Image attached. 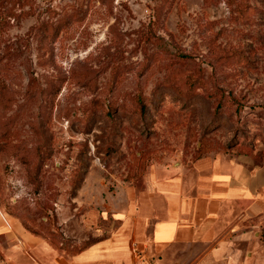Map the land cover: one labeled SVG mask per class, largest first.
I'll use <instances>...</instances> for the list:
<instances>
[{"label":"rangeland","instance_id":"1","mask_svg":"<svg viewBox=\"0 0 264 264\" xmlns=\"http://www.w3.org/2000/svg\"><path fill=\"white\" fill-rule=\"evenodd\" d=\"M202 157L264 169V0H0V264L6 222L71 256Z\"/></svg>","mask_w":264,"mask_h":264},{"label":"crops","instance_id":"2","mask_svg":"<svg viewBox=\"0 0 264 264\" xmlns=\"http://www.w3.org/2000/svg\"><path fill=\"white\" fill-rule=\"evenodd\" d=\"M123 199L96 211L111 213L116 227L71 256L6 222L1 229L15 240L8 262L135 264L138 244L156 264H264V169L220 157L155 166L142 190L130 188Z\"/></svg>","mask_w":264,"mask_h":264},{"label":"built area","instance_id":"3","mask_svg":"<svg viewBox=\"0 0 264 264\" xmlns=\"http://www.w3.org/2000/svg\"><path fill=\"white\" fill-rule=\"evenodd\" d=\"M132 257L135 264H156L152 257L147 253V247L143 245L134 244L131 247Z\"/></svg>","mask_w":264,"mask_h":264},{"label":"trees","instance_id":"4","mask_svg":"<svg viewBox=\"0 0 264 264\" xmlns=\"http://www.w3.org/2000/svg\"><path fill=\"white\" fill-rule=\"evenodd\" d=\"M137 102L139 103V106H140V109H141V112L143 111V104H142V101H141V99L139 98V97H137ZM221 107H222V105L220 104V103H218L217 104V106H216V110L217 111H219L220 109H221ZM237 109H238V107H237ZM197 160V159H196ZM262 236L264 237V231H263V233H262ZM90 243H88V244H85L80 250H82V249H84L86 246H88ZM79 250V251H80Z\"/></svg>","mask_w":264,"mask_h":264}]
</instances>
